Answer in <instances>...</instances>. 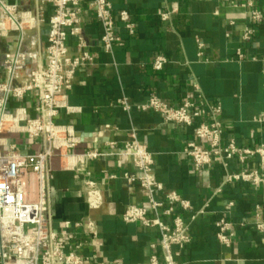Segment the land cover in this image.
Listing matches in <instances>:
<instances>
[{"label": "crops", "instance_id": "1", "mask_svg": "<svg viewBox=\"0 0 264 264\" xmlns=\"http://www.w3.org/2000/svg\"><path fill=\"white\" fill-rule=\"evenodd\" d=\"M110 1L115 12L129 11L136 31L130 34L119 23L122 40L107 52L102 45L101 24L92 10L85 9L83 33L95 62L77 73L69 91V103L80 111H62L58 120L74 124L82 138L81 151L97 147L110 154L115 151L113 143L123 145L130 131L136 129L138 139L155 153L158 179L189 199L194 208L184 214L191 222L192 241L179 256V264H264V232L256 231L253 225L256 206H261L264 215V184L224 183L221 164L197 169L183 154L193 129L165 124L158 113L140 107L152 94L178 106L200 93L206 101L221 104L226 139L233 138L245 147L264 144V122L255 120L264 113V21L254 25V38L244 41L242 31L251 22L244 10L231 7L228 0ZM257 2L264 11V0ZM43 10L48 22L52 7L47 4ZM164 12H171L168 20L162 19ZM231 19L237 24L231 25ZM47 22L29 31L39 51L47 44ZM198 38L205 43L202 57ZM17 40L16 31L0 38V58L17 49ZM69 45L76 52L77 38L71 37ZM238 49L244 51L245 58L238 57ZM159 55L168 63L155 70L152 64ZM122 98L129 100L131 111L119 105ZM20 103L13 101L12 106ZM22 104L30 117L38 115L35 95H29ZM24 141L29 148L38 147V140ZM53 167V184L58 189L52 209L55 230L69 234L73 242L85 241L83 252L98 255L97 261L89 264H149L159 231L123 221L127 206L142 199L139 188L121 178L109 181L112 172L133 171V166L123 157L111 155L89 161L77 170L65 169L56 157ZM258 167V159H252L249 168ZM238 169L235 161L232 170ZM85 177L99 181L105 191L106 203L98 211H89L83 199L81 182ZM203 208L206 212L191 220ZM87 216L98 224L97 239L75 226ZM222 216L235 224L231 247L223 246L216 237V221ZM241 222L247 226H240Z\"/></svg>", "mask_w": 264, "mask_h": 264}, {"label": "built area", "instance_id": "2", "mask_svg": "<svg viewBox=\"0 0 264 264\" xmlns=\"http://www.w3.org/2000/svg\"><path fill=\"white\" fill-rule=\"evenodd\" d=\"M228 1L231 7L247 13L251 24L244 27L242 38L251 41L256 33L254 25L264 21V11L258 7L257 0ZM33 2L34 7H31ZM47 4L52 7L48 22L43 10ZM86 8L94 12L103 28L101 40L107 52L122 40L119 23L130 34L136 31L129 11L115 12L110 0H0V38H8L14 31L18 33L17 49L0 58L3 71V78H0V264H89L97 261L96 253L83 252L85 241L73 242L69 234L53 227V201L58 193L53 184V162L59 157L62 167L77 170L89 161L111 155L123 157L134 170L121 174L112 172L109 181L121 178L129 185L138 186L142 196L140 201L127 206L123 221L156 228L160 233L158 244L152 245L149 264H179V256L192 241L191 222L184 214L194 208L189 199L177 190L166 188L158 179L155 153L138 139L136 129L130 131L123 145L113 143L115 151L110 154L97 147L81 151L82 138L74 124L58 120L62 111L69 114L80 111V107L69 103V91L77 73L95 62L83 33ZM170 16L171 12L161 15L163 20ZM46 22L49 26L47 44L39 51V47L34 48L37 41L31 38L29 31ZM237 22L230 20L231 25ZM71 37L78 40L76 52L69 45ZM197 42L202 57L205 43L200 38ZM237 54L240 59L245 58L242 49H238ZM167 63L168 59L159 55L152 66L162 70ZM31 94L37 102L36 117H30L27 106L22 104ZM13 101L21 103L12 106ZM118 103L125 111H131L127 98L119 99ZM140 107L158 113L165 124L193 129L183 154L197 169L221 164L225 170L224 183L243 182L254 187L264 184V144L245 147L233 138L226 139L220 103L208 102L197 93L174 106L152 94ZM255 120L264 122V113ZM24 138L38 140V147L29 148ZM254 158L258 159L259 167L250 169ZM235 161L240 165L238 170H232ZM81 190L89 211L103 208L106 196L99 181L85 177ZM261 209L260 205L256 206L253 225L256 231L263 233ZM205 212V208L199 210L191 220ZM239 225L245 227L247 223ZM75 226L93 239L100 234L97 222L90 216L76 222ZM216 237L225 247H231L235 241V224L226 216L216 221Z\"/></svg>", "mask_w": 264, "mask_h": 264}]
</instances>
